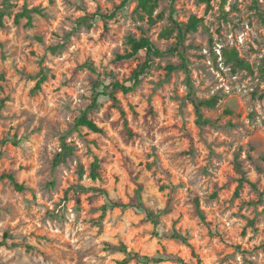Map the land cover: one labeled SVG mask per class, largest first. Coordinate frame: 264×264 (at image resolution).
<instances>
[{"label":"rangeland","instance_id":"1","mask_svg":"<svg viewBox=\"0 0 264 264\" xmlns=\"http://www.w3.org/2000/svg\"><path fill=\"white\" fill-rule=\"evenodd\" d=\"M24 9L31 26L14 23ZM95 12L115 16L82 21ZM191 16L201 24L174 50L172 20ZM0 17V176L23 188L0 181V264H123L120 247L148 258L126 264H194L191 249L201 264H264V0H158L153 24L134 0H0ZM129 36L165 55L118 106L99 98L101 133L77 128L94 84H132L144 53L114 63ZM212 97L198 125L193 105Z\"/></svg>","mask_w":264,"mask_h":264},{"label":"trees","instance_id":"2","mask_svg":"<svg viewBox=\"0 0 264 264\" xmlns=\"http://www.w3.org/2000/svg\"><path fill=\"white\" fill-rule=\"evenodd\" d=\"M8 1L9 0H4L5 3H7ZM134 1L136 2V8L147 17L149 24H153L155 22V20L153 19L152 15H153L155 9L157 8L158 0H134ZM204 1L207 4V7H209V3L211 0H204ZM254 1H257V0H254ZM224 3H225V0H222V5H224ZM124 5H125L124 2L121 3L117 9L123 8ZM171 9H172V6H171ZM171 11L173 12V9ZM32 13H36V10L24 9L21 13H17L14 16V23L18 24L20 19L25 18L26 19L25 25L31 26V19H32L31 14ZM37 13H39V12L37 11ZM114 16H115V12L110 14V15H103V14H99V12H95L94 14H87L83 18L82 21L84 23L85 22L87 23V22L93 21L96 17H99L102 21H106V20H110V19L114 18ZM0 18H2V17H0ZM201 21H202L201 19L196 18L195 16H191V17H189L187 23L184 26H182V25L177 24L175 21L172 20L173 29H176L178 31V36H177L178 41H177V45L175 46L174 50H176L177 46L181 45L185 34L196 31L198 26L201 24ZM0 25H1V21H0ZM170 33H171V29H168L167 31L163 32V35L165 34L167 37L170 35ZM127 46H128V49L125 52V54L119 55L116 57V59L114 61L115 64L121 65L124 62L134 61L137 59V57L139 56V54L141 52L144 53L143 62L138 64L131 71L130 80L132 81V84L130 86H126L125 84H120L119 82L114 81L110 84L111 91L109 93H106L105 91L98 92L97 89L99 87H101V85L98 83L94 84V86H93L94 93H93L92 102H91L90 106L86 110L81 112V114L75 120V126L77 128H86L87 130H89L93 133H101V129L98 128V126L88 117L90 111L98 107L99 98L108 97L115 106H118V101L116 100L115 95L117 93L127 95L129 93L134 92L140 83L141 77L144 74H146L147 71L149 70V68L151 67L153 59L154 58H160V57L165 55L164 52L160 51L146 37H140V38L136 39V38L129 36L127 38ZM222 53H223L224 59L228 63H231L233 65V67L250 72V66L243 59L238 57V54L236 53L235 50H230L228 52L223 51ZM166 69H167L168 73L176 70V68H174L172 66H167ZM183 69L187 72L186 67L183 66ZM0 80H2V76H0ZM43 80H44V77L41 78V80L36 84L35 90H38L40 88V84ZM103 89H105V87ZM216 103H217V98H215V97H212L208 100H200V101H197L194 103L193 106H194V111H195V116H196V123L198 125H204L205 123H207L206 120H203V117L201 114V109L202 108L212 109L215 107ZM2 106H3V100H0V107H2ZM119 113L123 119L127 134L129 137H131L132 134H131L130 128H128L127 121L125 119V113L121 109H119ZM189 141H190V143H192L191 138H189ZM62 149H63V151H68V147L64 143H62ZM60 155L61 154H59L57 156V158H59ZM98 169H99L98 161L95 159L94 162L92 163L91 172H90V178L92 180H97L99 178ZM4 179H7L8 181H10L17 191L23 190L22 186L18 185L15 182V179L12 175H1L0 181H3ZM83 191H84V189L80 188L78 192H83ZM72 200L77 205L80 203L78 193L73 195ZM193 206H194L195 216L198 219L203 220V215H202L201 211L199 210V204H198L197 199L193 200ZM121 207L124 208L125 206H121ZM104 211H105V208L103 209V213H104ZM147 215H148V218L151 219L152 224L154 226L157 225V220L154 218L155 216L151 212H148ZM173 238L181 241L184 244H188L187 240L185 238H183L182 236L178 235L175 232H173ZM0 245H3V244H0ZM119 249L127 255V258L123 261V264H126L128 262H132V261L137 262V263H139V262L146 263L148 261V258H146V257L139 256L136 253L126 252L125 247H120ZM191 255L195 260L194 264H201V260L199 259L197 254L192 249H191ZM175 261L177 262V264H187L184 260H182L180 258H177Z\"/></svg>","mask_w":264,"mask_h":264}]
</instances>
